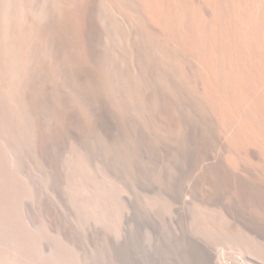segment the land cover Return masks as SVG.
<instances>
[{
  "label": "bare ground",
  "instance_id": "bare-ground-1",
  "mask_svg": "<svg viewBox=\"0 0 264 264\" xmlns=\"http://www.w3.org/2000/svg\"><path fill=\"white\" fill-rule=\"evenodd\" d=\"M51 192L263 260L264 0H0V264L36 260Z\"/></svg>",
  "mask_w": 264,
  "mask_h": 264
},
{
  "label": "rangeland",
  "instance_id": "rangeland-1",
  "mask_svg": "<svg viewBox=\"0 0 264 264\" xmlns=\"http://www.w3.org/2000/svg\"><path fill=\"white\" fill-rule=\"evenodd\" d=\"M51 196L56 214L46 208L43 216L45 227L38 228L41 233L38 249L47 250L39 253L37 249V258L30 264H59L62 260L66 264H74L78 259L77 251L82 245V261L85 264H201L188 247L189 239H194L195 236L186 220L163 223L148 216L143 219L139 228L132 227L126 236L122 228L113 230L103 227L105 230L101 231L102 226L96 221L90 223L87 219L74 215L64 198L61 199L52 192ZM134 203L136 200L133 199L132 207L135 206ZM29 204L32 209L35 207L33 202ZM51 220L54 230L49 227ZM241 253L232 252V256L225 260L226 264H236L239 256L244 264H264V259L253 261Z\"/></svg>",
  "mask_w": 264,
  "mask_h": 264
}]
</instances>
